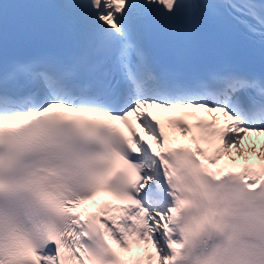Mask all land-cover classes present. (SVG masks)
I'll use <instances>...</instances> for the list:
<instances>
[{
  "label": "snow or ice",
  "instance_id": "6c2138e0",
  "mask_svg": "<svg viewBox=\"0 0 264 264\" xmlns=\"http://www.w3.org/2000/svg\"><path fill=\"white\" fill-rule=\"evenodd\" d=\"M0 264H264V0H0Z\"/></svg>",
  "mask_w": 264,
  "mask_h": 264
}]
</instances>
